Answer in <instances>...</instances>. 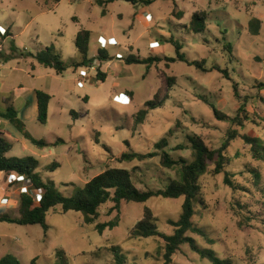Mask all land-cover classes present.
<instances>
[{
    "label": "rangeland",
    "instance_id": "obj_1",
    "mask_svg": "<svg viewBox=\"0 0 264 264\" xmlns=\"http://www.w3.org/2000/svg\"><path fill=\"white\" fill-rule=\"evenodd\" d=\"M152 1L134 5L117 0L100 6L96 0H0V26L6 29L0 33V106L16 107L27 130L53 145L31 143L2 116L0 127L14 145L11 154L36 157L40 161L37 171L66 196L109 167L130 169L141 190L164 189L180 178L178 167L162 165V150L155 144L164 137L169 141L165 151L174 159L189 160V136L194 134L211 150L222 147L230 128L264 141V0ZM202 11L207 13L206 29L197 33L190 27L191 19ZM255 17L261 20L257 35L250 29ZM82 29L92 31L90 58L101 48V36L116 41L107 45L110 60L69 66L58 74L33 57L54 46L71 65L79 58L75 39ZM171 38L181 43L180 52L188 60H198L204 68L171 61L177 58ZM227 43L232 44L231 51ZM117 53L122 57L117 58ZM130 54L160 60L149 67L127 64ZM169 78H173L170 83ZM14 89L18 90L16 100ZM35 90L53 91L45 124L38 121ZM150 100L162 104L155 109L145 107ZM209 103L232 118L244 108L240 114L245 126L219 119ZM145 108L148 114L137 124L136 114ZM9 124L21 138L10 131ZM128 151H156L158 155L121 161ZM225 155L229 158L226 170L242 189L225 185L224 173H214L209 161V171L200 178L203 203L196 206L193 221L214 243L197 233L188 235L233 264H264V160L253 157L242 137L231 141ZM54 162L60 166L51 171L45 168ZM254 170L260 179L254 177ZM17 182L22 183V191L24 182ZM17 182L11 187L16 189ZM183 202L184 197L154 196L147 202L123 201L120 210H113L114 202L108 201L91 224L84 221L83 213L63 212L59 205L47 214L50 230L46 236L41 225L0 221V259L14 254L22 264H57V250L64 249L67 264H119L112 250L119 246L127 257L123 264H163L165 240L132 237L131 230L149 207L160 231L173 234L175 227L168 220L180 217ZM3 209L0 214L19 215L17 208ZM112 220L118 221L115 227L102 233L96 229V224ZM172 264L213 263L183 244Z\"/></svg>",
    "mask_w": 264,
    "mask_h": 264
},
{
    "label": "trees",
    "instance_id": "obj_2",
    "mask_svg": "<svg viewBox=\"0 0 264 264\" xmlns=\"http://www.w3.org/2000/svg\"><path fill=\"white\" fill-rule=\"evenodd\" d=\"M61 1V0H56ZM117 0H96L100 6H104L109 3H114ZM131 2L134 5H138L140 2L150 4L152 0H124ZM207 13L204 11L196 12L191 19V29L194 32L200 33L206 29ZM261 28V20L258 18H252L250 21V29L254 35L259 34ZM92 31L89 29H82L78 31L75 39V46L79 54V58L71 65L67 64L62 56L56 52L54 46H49L45 51L38 52L33 57L43 66L54 69L58 74L65 72L69 66L76 68L92 65L96 60L100 62L108 61L111 59V55L107 48H99L97 55L94 58L89 57L90 42ZM173 45L176 47L177 58H170L171 61L177 59L194 65L198 68H204L203 63L198 60L190 61L186 58L184 53L180 52L182 45L176 39L171 38ZM226 47L231 51L232 44L227 43ZM160 60L156 57L140 58L130 54L126 58L127 64L139 63L146 64L148 67L154 62ZM227 77L228 71L218 68ZM100 73V72H99ZM103 77V74H101ZM173 78H169V83ZM105 81V79L103 80ZM36 96L38 101V121L42 124L47 123L49 116V106L53 96L43 90H36ZM204 98V96H201ZM205 99V98H204ZM206 100V99H205ZM207 101V100H206ZM208 102V101H207ZM162 104L160 102H154L152 100L146 102L145 107L155 109ZM214 109L216 116L221 120H229L233 124L240 127H244V118L240 112H245L244 108L240 109V112L236 117H230L219 111L213 103H209ZM74 115L76 112L71 111ZM148 114V109L138 111L136 114L137 124H142ZM0 116L8 119L27 139L33 144L39 147H47L53 145L44 139L34 137L26 127L24 121L19 117L18 110L10 105L5 108L0 106ZM247 118V116H245ZM237 137L242 139L250 145L252 155L257 160H264V141L256 136H250L247 134L240 135L238 129L230 128L228 136L224 141L222 147L218 150H211L204 140L194 134L189 136L191 142V155L192 159L189 160L185 157L174 159L170 153L165 151V148L169 145V141L166 137L158 141L155 146L156 149L162 150L161 162L167 168L178 167L180 170V178L172 180L164 189L159 190H141L133 181L132 171L124 167H109L100 174L90 179L83 187L77 189V191L71 195L66 196L61 193L53 180L45 179L44 176L37 171L40 167V161L32 156H10L9 152L13 148V143L6 137V135L0 131V172L7 174L15 173L22 175L25 178L31 180V186L28 191L21 192L19 215L16 217L11 216L8 213L0 214V221H6L10 223H17L19 225H41L45 236L50 230V225L47 222L48 212L56 206H61L63 212L71 210L79 211L84 215V221L87 224L94 223L100 216V207L108 201L114 202L113 210H120L123 201L133 202H147L154 196H162L165 198H179L184 197L182 205V212L177 220L169 219L168 223L175 227L173 234H166L158 228L156 223V216L151 208L145 207L143 217L135 224L131 230L132 237L137 238H150L161 237L165 240L163 264H172L173 256L180 250L183 244H188L190 248L197 252L202 258L210 260L213 264H233L228 258H222L217 251L207 247H201L196 239L188 235V232L197 233L214 243L207 232L198 224L194 223L193 217L197 213L196 206L203 203L201 200V185L200 178L202 175L209 171V161L214 164L213 172L216 174L224 173V183L233 190L242 189L233 180L232 172L226 170V166L229 162V158L225 155V150L230 146L231 141ZM179 149H182L180 146ZM158 155V152H135L128 151L121 155V161H133L151 158ZM60 166L58 162H54L52 165L45 166L48 170L56 169ZM256 179H260L261 175L257 171L252 172ZM31 190V192H30ZM32 190L41 192V199L38 201L36 195L32 193ZM118 224L117 220H112L106 223L96 224V229L99 232H103L107 227L113 228ZM243 224V222H240ZM116 260L119 264L125 263L127 257L121 253L119 246L112 248ZM57 257L59 262L57 264H67L66 252L64 249L57 250ZM36 259V258H35ZM0 264H22L20 259L14 254H8L0 259Z\"/></svg>",
    "mask_w": 264,
    "mask_h": 264
},
{
    "label": "crops",
    "instance_id": "obj_3",
    "mask_svg": "<svg viewBox=\"0 0 264 264\" xmlns=\"http://www.w3.org/2000/svg\"><path fill=\"white\" fill-rule=\"evenodd\" d=\"M99 50V49H98ZM89 57H91L90 55H89ZM40 64V63H39ZM35 66H34V68L35 69H37V64H34ZM40 65H42V64H40ZM1 68V67H0ZM16 88V87H15ZM21 89L19 88V91H20ZM5 92H7V90L5 91ZM48 93H50V94H52L53 95V91H48ZM14 94H15V98H14V100H16L17 99V97H18V90L17 89H14ZM35 96H36V90H35ZM54 96V95H53ZM52 100H53V98H52ZM52 100H51V102H52ZM4 101V100H3ZM36 103H37V105H36V107H37V112H38V101H37V96H36ZM51 104V103H50ZM4 104H2V106H3ZM35 106V105H34ZM4 107V106H3ZM16 108V107H15ZM3 123V122H2ZM11 123V122H10ZM12 124V123H11ZM1 125V124H0ZM13 125V124H12ZM14 126V125H13ZM13 126H11L10 124H9V128L11 129L10 131L15 135L16 134V136H17V138L19 137V138H21V136H20V134H19V132H17L16 130H15V126L13 127ZM0 131L1 132H3L5 135H6V137L9 139L10 137H9V135L7 134V132L6 131H4V129L3 128H1L0 127ZM21 133V132H20ZM22 134V133H21ZM23 135V134H22ZM24 136V135H23ZM25 137V136H24ZM26 138V137H25ZM27 139V138H26ZM10 140V139H9ZM20 140V139H19ZM29 140V139H28ZM11 141V140H10ZM30 141V140H29ZM24 144L25 145H27V141L24 139ZM31 142V141H30ZM32 143V142H31ZM13 148H14V145H13ZM13 148H12V150H13ZM12 150L9 152V155L10 156H15V155H12L11 153H12ZM14 176H16V174L15 173H12ZM9 175H11V174H7V173H5V172H0V208L1 209H6L7 207H13V208H17L18 210H19V205H20V196H21V191H20V189H21V184L22 183H20V182H17V181H15V182H17V184H16V189H14V188H12L11 187V184H12V182L11 181H8L7 180V176H9ZM3 209V210H4ZM1 211V210H0Z\"/></svg>",
    "mask_w": 264,
    "mask_h": 264
},
{
    "label": "built area",
    "instance_id": "obj_4",
    "mask_svg": "<svg viewBox=\"0 0 264 264\" xmlns=\"http://www.w3.org/2000/svg\"><path fill=\"white\" fill-rule=\"evenodd\" d=\"M0 33L1 34H5L6 33V29L4 28V27H2V26H0ZM99 43H100V45H101V48H107V45H115V44H117L116 43V41L115 40H113V38H109V39H107V38H105V37H103V36H101L100 38H99ZM116 57L117 58H121L122 57V54L121 53H117L116 54ZM81 84L83 85V83L81 82ZM0 124H2V120H1V118H0ZM8 181H23L24 182V185H23V187H22V191L21 192H24V191H28V189L30 188V186H31V180L30 179H28V178H25L24 176H22V175H17L16 174V176H14L13 174H11V175H9V178H8ZM36 198H37V200L39 201L40 199H41V192L40 191H37L36 192Z\"/></svg>",
    "mask_w": 264,
    "mask_h": 264
}]
</instances>
